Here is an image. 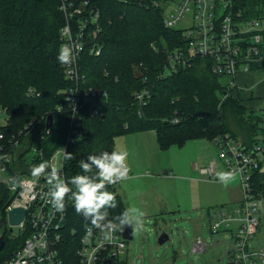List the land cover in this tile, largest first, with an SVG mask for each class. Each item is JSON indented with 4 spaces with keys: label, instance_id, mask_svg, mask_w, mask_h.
<instances>
[{
    "label": "trees",
    "instance_id": "16d2710c",
    "mask_svg": "<svg viewBox=\"0 0 264 264\" xmlns=\"http://www.w3.org/2000/svg\"><path fill=\"white\" fill-rule=\"evenodd\" d=\"M70 1L89 2L99 9L102 29L97 34L89 31L81 62L87 78L84 88L106 95L85 101L81 124L87 132L68 143L76 127L65 101L71 84L57 59L65 24L61 2L0 0V107L9 116L2 130L16 137L22 154L37 147L47 160L67 145V152L75 157L64 160L67 181L82 174L81 159L114 150L116 138L123 135L155 131L163 151L191 140L215 142L227 134L246 145L254 142L261 125L259 115L232 97L235 89L228 90V80L212 72L210 61L198 59L192 67L166 72L169 53L184 42L179 31L165 27L161 9L117 0ZM235 11L245 19L264 20V0H236ZM94 47L101 50L100 55L93 54ZM143 91L149 92L145 105L135 99L136 92ZM59 106L63 111L55 113L54 126L47 129V117ZM95 109L102 114L95 115ZM34 120L41 123L32 125ZM108 190L115 193L117 207L108 210L107 221L119 224L116 218L126 206L115 185ZM11 200L12 195L0 187V222L6 219ZM89 226L90 221L73 208L64 255L75 253ZM13 232L2 235L5 247L0 264H8L26 241V234L14 237Z\"/></svg>",
    "mask_w": 264,
    "mask_h": 264
},
{
    "label": "built area",
    "instance_id": "2783aa9c",
    "mask_svg": "<svg viewBox=\"0 0 264 264\" xmlns=\"http://www.w3.org/2000/svg\"><path fill=\"white\" fill-rule=\"evenodd\" d=\"M117 1L161 9L167 29L176 30L177 25L189 13L192 14V27L177 30L182 34L184 45L169 53L166 72L192 67L198 59H205L211 62L212 72L226 78L228 85L233 88L239 86L237 79L240 75H252L255 73L254 69L264 74V20L245 19L235 11L236 0ZM60 2V10L65 16V24L60 32L61 46L71 42L78 50L76 60L71 65H63L64 76L71 84L65 91V101L72 115L71 124L76 127L75 134L68 138L69 143L82 138L87 132L83 131L81 124L85 101L97 99L106 95V92L83 86L87 78L81 61L89 31L97 34L101 30L99 9L89 2ZM245 25L251 27V30L244 31ZM92 52L100 55L101 50L94 47ZM148 98V91L135 94L137 103L141 105H145ZM61 111L63 107L59 106L49 114L46 124L48 125L51 115L55 123V113ZM2 113L7 116L8 121L6 109L0 107V115ZM94 113L102 114L99 109H95ZM259 117L261 126L252 144H243L228 134L215 140L227 172L240 179L242 191V201L238 208L229 210L221 207L214 210L215 223L211 228L214 233L221 230L231 233L234 248L230 258L233 264H264V240L260 239L264 227V108ZM34 123L41 122L34 120L31 124ZM3 127L0 128V187L12 195L6 220L9 224L10 211L24 209L23 222L14 228L27 235L23 247L8 264H128L123 259L128 241L122 235L120 224L116 222H110L115 231L87 227L77 243L75 253L63 254L73 202L66 198L63 211L53 208L49 202L46 179L33 177L31 168L41 162H49L58 168L62 178L66 180L62 149L67 151V145L58 149L47 160L43 151L37 147L22 154L19 151V141L15 136L9 137L2 130ZM59 156H62L61 162ZM217 164V160H214L209 167L201 170L202 173L214 178L219 172ZM13 178L16 180L15 184ZM76 232L71 231L73 234ZM206 250L207 246L202 239H198L193 252L204 253Z\"/></svg>",
    "mask_w": 264,
    "mask_h": 264
},
{
    "label": "rangeland",
    "instance_id": "374dc122",
    "mask_svg": "<svg viewBox=\"0 0 264 264\" xmlns=\"http://www.w3.org/2000/svg\"><path fill=\"white\" fill-rule=\"evenodd\" d=\"M192 25V14L189 13L176 30H186ZM244 29L249 31L251 27L245 25ZM253 72L247 79L238 78L239 86L236 88L226 84L229 91L235 89L236 92L232 93L234 99L259 115L264 108V74L258 69ZM6 124L7 116L2 113L0 128ZM147 133L139 134L141 140L137 144L127 143L129 137L136 134L123 135L115 140L114 149L127 151L128 157L129 146L133 151L140 148L144 161H149L147 171L142 167L146 176L159 175L155 180L143 178L135 182L132 179L115 184L116 188L126 190L129 198L131 196L130 209H141L142 203L152 210H156L157 205L161 208L160 213L143 217L142 228H133L134 238L128 242L123 259L128 264H230L234 248L231 233L224 230L214 233L211 228L215 223V209L225 207L233 210L239 207L242 201L240 179L233 177L224 183L217 175L211 178L202 173L201 169L209 167L214 160L218 162V173L227 172L220 158V149L214 141L191 140L183 147L174 145L161 151L156 142L145 143L143 139ZM135 159L130 158L132 162H136ZM61 161L62 156H59ZM0 223L5 224V227H0L1 237L10 230V226L6 219ZM163 233L169 235V241L160 245L159 237ZM18 235V229L14 228L12 236ZM198 235L207 246L204 253L193 252ZM260 239L264 240V227Z\"/></svg>",
    "mask_w": 264,
    "mask_h": 264
},
{
    "label": "clouds",
    "instance_id": "9594fccd",
    "mask_svg": "<svg viewBox=\"0 0 264 264\" xmlns=\"http://www.w3.org/2000/svg\"><path fill=\"white\" fill-rule=\"evenodd\" d=\"M77 46L73 43L63 44L58 51L57 59L62 65H71L77 58ZM63 159H74L72 153L62 149ZM128 153L124 150L114 149L104 151L99 155L90 154L86 159L79 161L82 174L74 175L70 180L62 178L57 167L49 162H41L31 168L33 177H44L49 186L48 197L53 208L63 211L65 199H71L75 211L90 221L91 225L102 231H115L114 226L107 221L109 209L117 207L116 195L108 190V186L115 185L129 178L130 168L127 164ZM50 169V171H49ZM221 182L229 181L231 172L217 174ZM16 183L13 178V184ZM71 185V187H70ZM145 213L139 208L125 210L116 219L121 228H142Z\"/></svg>",
    "mask_w": 264,
    "mask_h": 264
},
{
    "label": "crops",
    "instance_id": "0c3cea01",
    "mask_svg": "<svg viewBox=\"0 0 264 264\" xmlns=\"http://www.w3.org/2000/svg\"><path fill=\"white\" fill-rule=\"evenodd\" d=\"M250 76V75H249ZM248 75H240L239 76V78H243V79H247L248 77H249ZM243 84H245L246 86H248L247 85V83L246 82H243ZM153 132V133H152ZM152 132H146L148 135H146V139L144 138L143 140L145 141V143L147 142V143H149L150 142V144L152 143V144H155V142H156V144H157V147H159V144H158V139H157V134H156V132L155 131H152ZM139 134L140 133H138V134H136V135H134V137H129L130 139V141L128 140L127 141V143H128V145L130 144H133V142H136L135 144H137V142H139L141 139V137L139 136ZM129 150H128V152H129V159H128V161H127V164H128V166H129V168H130V172H129V178L127 179V180H132V181H137L138 182V180H140V179H145V178H148V179H158L159 178V175L157 174V176L158 177H155V176H146V174H145V172L147 171V169H148V165H147V163H149V161L146 159L145 161H144V158H143V156L142 155H140V148H136V150H134L133 151V149L131 148V146H129V148H128ZM159 149H160V147H159ZM161 150V149H160ZM161 151H163V150H161ZM143 152H141V154H142ZM149 153V152H148ZM132 155H134V156H132ZM137 158V160H136V162H132V160H130V158ZM148 157H149V155H148ZM145 165H147V166H145ZM142 167L144 168L145 167V169H146V171L144 172L143 171V169H142ZM203 169V168H202ZM201 169V170H202ZM141 171V172H140ZM126 180V181H127ZM116 191H117V193L119 194V196L122 198V200L124 201V203H125V206H126V210H128V209H130V206H129V203H130V198H131V196H130V198H129V196H128V192L126 191V190H123V189H119V188H116ZM162 200V199H161ZM161 200H159L160 202H162ZM163 203V202H162ZM141 204V203H140ZM143 204V205H142ZM141 205H140V207H141V209L140 210H142L144 213H145V215H156L157 213H160V211H161V208H160V206L159 205H157V206H155L156 207V210H152L151 209V207H149L148 205L146 206V204H144V203H142ZM179 208H180V206H178ZM221 208V207H220ZM209 213H210V211H209ZM198 239H202V238H200L199 237V235L196 237V241L198 240ZM196 241H195V243H196Z\"/></svg>",
    "mask_w": 264,
    "mask_h": 264
},
{
    "label": "water",
    "instance_id": "95a60500",
    "mask_svg": "<svg viewBox=\"0 0 264 264\" xmlns=\"http://www.w3.org/2000/svg\"><path fill=\"white\" fill-rule=\"evenodd\" d=\"M54 126V117L51 115L48 119V125H47V129H51ZM264 172V170H263ZM25 217V210L24 209H14L12 211H10L9 213V226H10V230L11 232L14 231V227L19 226ZM4 224L1 223L0 227H3ZM122 231V235L124 237V239H126L128 242L132 241L134 238V231L133 228H131L130 226H124V228H121ZM169 241V235L166 233H163L160 237H159V244L163 245L166 242ZM5 247V240L3 238V236L0 237V252L4 249ZM111 264H116L114 262H110Z\"/></svg>",
    "mask_w": 264,
    "mask_h": 264
}]
</instances>
